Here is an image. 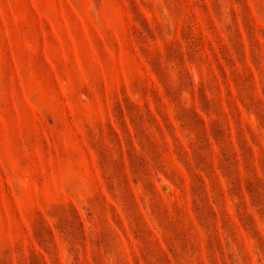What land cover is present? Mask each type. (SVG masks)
<instances>
[{"label": "rangeland", "instance_id": "obj_1", "mask_svg": "<svg viewBox=\"0 0 264 264\" xmlns=\"http://www.w3.org/2000/svg\"><path fill=\"white\" fill-rule=\"evenodd\" d=\"M0 264H264V0H0Z\"/></svg>", "mask_w": 264, "mask_h": 264}]
</instances>
